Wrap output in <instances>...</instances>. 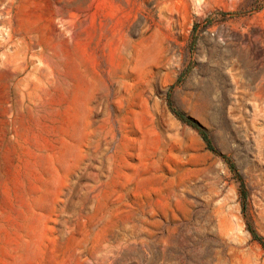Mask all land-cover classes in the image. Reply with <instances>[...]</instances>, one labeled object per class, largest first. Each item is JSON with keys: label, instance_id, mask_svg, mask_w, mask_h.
<instances>
[{"label": "rangeland", "instance_id": "1", "mask_svg": "<svg viewBox=\"0 0 264 264\" xmlns=\"http://www.w3.org/2000/svg\"><path fill=\"white\" fill-rule=\"evenodd\" d=\"M0 264H264V0H0Z\"/></svg>", "mask_w": 264, "mask_h": 264}, {"label": "trees", "instance_id": "2", "mask_svg": "<svg viewBox=\"0 0 264 264\" xmlns=\"http://www.w3.org/2000/svg\"><path fill=\"white\" fill-rule=\"evenodd\" d=\"M176 114L182 121H184V122L190 124L191 126L197 128L202 133V135L204 136V139L206 140L208 146L211 147V143H210V140L207 136V133L204 131L203 127L197 121L191 119L190 117L186 116L185 114H183L181 112L176 111Z\"/></svg>", "mask_w": 264, "mask_h": 264}]
</instances>
